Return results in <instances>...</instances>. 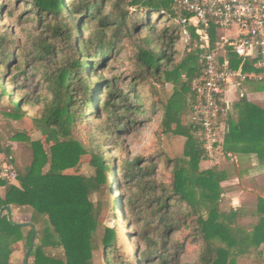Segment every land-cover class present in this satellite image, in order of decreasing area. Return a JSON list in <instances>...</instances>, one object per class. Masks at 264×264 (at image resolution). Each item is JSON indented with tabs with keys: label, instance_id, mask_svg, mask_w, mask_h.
I'll list each match as a JSON object with an SVG mask.
<instances>
[{
	"label": "trees",
	"instance_id": "obj_1",
	"mask_svg": "<svg viewBox=\"0 0 264 264\" xmlns=\"http://www.w3.org/2000/svg\"><path fill=\"white\" fill-rule=\"evenodd\" d=\"M2 1L0 14L11 15L13 9L7 12ZM67 1L66 13L64 0L18 1L31 6L30 22H38L42 27L41 31L34 29L40 32L29 40V46L17 49L18 57L13 53L17 47L10 45L8 34L0 32V101L10 100L12 94L19 91V79L26 69L35 65L45 71L46 90L33 104L28 96L22 95L14 103L13 112L6 115L16 121L23 120L25 107L41 106L38 116L31 121V130L39 132L41 139L29 141L27 132L23 131L8 141H29L32 158L28 166L20 165L10 145L2 147L0 143V153L17 178V185L0 179V188H4V195H0V213L6 206L28 208L29 223L35 231L34 245L27 255L32 229L9 221L4 211L0 219V264H16L11 263L10 258L17 244L22 245L27 257L33 258V264H92L94 253L101 249L104 264H135L122 250L115 229L106 228L102 237L98 235L99 219L106 203L93 202L91 196L102 195L108 186L107 174L114 172L113 164L104 156L108 150L106 145L119 148L121 138L141 124L136 117L145 112L141 105L132 103L130 90L125 92L121 86L128 84L130 89L136 90L150 80L172 86V93L165 102L156 100L152 105L162 110L161 133L185 141L180 157L171 159L161 153L118 166L121 174L114 186L125 189L121 195L124 207L140 226V242L148 249L138 256V262L177 263L179 250L184 246L172 238L190 231L185 238L191 236V242L201 247L195 264H238L241 260L264 264V199L257 198L251 214L241 207L222 210L225 190L221 182L227 178L228 171L218 166L200 169L205 154L199 130L183 122L192 106L191 82L200 75L202 59L216 48L221 33L209 26L206 45L198 28L191 27L187 51L176 61L169 49L182 34L177 24L181 14L174 9L173 0ZM109 3L112 9L105 14L102 9ZM153 15L157 16L156 21L168 20V26L159 35L168 41L167 50L156 53L149 47L140 48L136 55L137 66L132 72L104 79L102 72L123 40L131 39L143 28L153 31L155 23L150 21ZM90 23L93 29H87ZM86 30L90 34L83 38ZM107 33L110 38L120 40L107 43ZM151 42L149 37L143 41L148 46ZM230 56L231 68L237 70L241 59ZM250 68L245 63L242 72H250ZM91 76L95 78L93 82L88 79ZM100 96L103 101L99 106ZM134 99L137 101L138 96ZM241 102L247 111L261 116L248 124L229 123L223 136L224 151H228L229 143L241 137L247 128L253 129L248 141L264 143V113L245 100ZM103 116L106 127H101L105 133L97 127L99 136L84 143L78 135L80 126L90 127V118L100 120ZM110 122L114 126L113 136L107 131ZM256 154L264 158V147ZM83 157L89 158L91 176L76 173ZM159 163L170 172L168 181L154 179ZM109 204L108 198L106 205ZM242 217H251L253 221L241 226ZM37 227L41 229L39 237ZM51 249L62 250L63 258L47 256L45 251Z\"/></svg>",
	"mask_w": 264,
	"mask_h": 264
},
{
	"label": "rangeland",
	"instance_id": "obj_2",
	"mask_svg": "<svg viewBox=\"0 0 264 264\" xmlns=\"http://www.w3.org/2000/svg\"><path fill=\"white\" fill-rule=\"evenodd\" d=\"M19 0H3L1 4L6 5L7 12L9 10L13 11L10 14H5L4 12L0 14V32L5 31L9 38L11 39V44L15 48L13 53L18 57L16 53L18 48H23V46H29V40L37 35V32H40L42 27L39 26V23H32L31 21V6L29 4H24L18 2ZM65 3V12L68 9V1L64 0ZM112 9L111 3L104 6L103 13H108ZM157 16L153 15L150 18L151 22H154L153 31L148 32L146 28H143L139 34L132 36L131 39L123 40L122 43L118 45L119 51H115L111 60L107 62V67L102 72L104 79H109L112 75L126 76L133 69L136 68V55L140 48L149 47L153 49L156 53L164 52L167 50L168 41L164 38H160L159 35L164 32V28L168 26V20L166 18L159 19ZM93 23L88 24L87 29H93ZM40 29V31H35L34 29ZM89 31L86 30L83 34V38L89 36ZM222 34H225L222 32ZM167 36L169 34H166ZM228 36H232L227 33ZM110 33H107V43L118 42L119 38H110ZM151 39V44L148 46L146 43H143L146 38ZM188 41L185 42L184 39L180 38L179 41H174V44L169 49V53L172 54L176 61L181 60L185 52L187 51ZM45 71L42 66L35 65L33 68L26 69L23 78L19 79V91L12 94L10 100L3 98L0 101V143L2 145L7 144L9 139L16 133L26 131L27 138L30 141H36L41 139L39 132L31 130V121L38 116V113L41 109V106H31L25 107L24 111L26 117L23 120H14L6 116L8 113L13 112L14 103L22 95L28 96L30 103H34L38 95L44 94L45 83L43 79ZM90 81H94V77L88 78ZM121 88L126 92L127 89L130 90L129 94H133L135 97L138 96V100L135 101L134 97L130 95L132 103L142 106V109L145 111L142 115L136 117V119L141 121V124L130 132L129 135L122 137L119 142L120 147L116 148L106 145V152L104 156L106 159L111 161L113 164L114 172L112 175L107 174L108 186L105 187L102 191V195L95 194L91 196L93 202L102 200L103 203L107 204V199L109 198L110 204L104 205L103 214L100 216V225L98 235L102 237L104 234V229L113 228L116 231L118 237V243L122 245V250L126 252L128 258L131 262L135 264H142L138 259L142 253H145L147 249L146 245L141 238V228L139 225L135 224V219L128 215V211L124 207V200L121 199V195H124V190H119L115 188L114 183L117 178L120 176V168L118 166L124 164L125 162H131L136 158H143L145 160L150 157H156L157 155L163 153L164 156L174 159L180 157L182 154L183 144L185 139L180 137H174L172 135H163L160 130V121L162 118V110L160 108H153L152 105H155V101L159 100L165 102L172 93V86L169 84H161L156 81H149L148 84H144L136 88H131L128 84L121 86ZM103 101L102 96L99 97L98 105L100 106ZM152 106V108H151ZM155 109V110H154ZM154 110V113L152 111ZM189 116V115H188ZM184 118V123H189V117ZM90 127L80 126V133L78 134L80 139L84 143H88L89 140L93 137H98L99 134L96 133L97 127L105 125V116L100 120L89 119ZM103 126V128H105ZM83 128H86L83 131ZM101 127V131L104 132V129ZM107 131L112 135L114 129L113 124L110 122L107 124ZM105 133V132H104ZM103 138V137H102ZM113 137H109L111 139ZM29 141H24L20 143H15L13 148L18 154V160H20V165L28 166L31 162L32 154ZM5 147V146H2ZM223 149V145H222ZM89 158L83 157L76 173L91 176L93 175V169L88 165ZM204 160L200 163V169H208V165ZM209 163V162H208ZM219 163V162H218ZM217 163V164H218ZM11 165L7 164L3 156H0V165ZM211 164V163H210ZM155 170L157 171L156 177L154 179H160L164 181L169 180V171L165 169L163 163L157 164ZM215 166L216 164H212ZM211 166V167H213ZM12 168V167H11ZM210 168V167H209ZM13 169V168H12ZM264 186V179L261 182ZM17 185V183H14ZM260 188L259 195H242L240 201L238 202L239 207L243 208L246 213L251 214L255 211L257 198L264 199V188ZM3 195V194H2ZM106 201V202H105ZM231 199L229 196L224 198V202L221 205L222 210H229L231 208ZM25 215V214H24ZM14 218V215H12ZM251 217L241 218L239 224L241 226H248L252 223ZM37 237L41 234V229L36 228ZM190 231H183L182 234L176 235L172 238L173 241H179L184 246L183 250H179L178 262H172L171 264H195L198 255L201 251L200 244L196 242H191V236L185 238L186 235H189ZM20 250L18 252L14 251L11 256V262L13 263H23L27 261V264H33V258L27 257L25 255V250L22 245L19 246ZM103 250L95 252L93 255L92 264H104L103 261ZM45 254L53 258H63L62 250H46ZM238 264H252L250 260H241Z\"/></svg>",
	"mask_w": 264,
	"mask_h": 264
},
{
	"label": "built area",
	"instance_id": "obj_3",
	"mask_svg": "<svg viewBox=\"0 0 264 264\" xmlns=\"http://www.w3.org/2000/svg\"><path fill=\"white\" fill-rule=\"evenodd\" d=\"M173 6L181 14L177 24L185 42L191 27L198 28L206 45L211 25L220 33L233 32V36H221L216 48L203 57L202 71L190 85L193 101L189 124L199 130L205 160L217 164L230 157L222 149L223 95L228 79L236 76L264 83V0H173ZM230 55L241 59L237 70L231 68ZM245 63L250 65V72H242ZM0 179L17 183L14 170L5 164L0 165Z\"/></svg>",
	"mask_w": 264,
	"mask_h": 264
},
{
	"label": "crops",
	"instance_id": "obj_4",
	"mask_svg": "<svg viewBox=\"0 0 264 264\" xmlns=\"http://www.w3.org/2000/svg\"><path fill=\"white\" fill-rule=\"evenodd\" d=\"M227 33L233 36V32H226L225 34L221 32V36L230 37ZM243 100L246 103L256 106L264 113V83L253 80H242L236 76H231L228 79L223 95L225 116L222 118V122L225 126V132H227L229 123L242 121L248 124L249 121L261 116L260 113H256L255 111H247L246 106L241 102ZM251 132H253V129L247 128L241 137L236 138L233 143L230 142L228 151H224L230 157H226L215 165L225 168L228 171V176L221 182V186L225 190V198L227 196L230 197L232 201L231 207L234 208H239L238 202L242 198V195L256 197L260 193L258 191L263 186L261 182L264 179V158H260L256 154V151L263 148L264 143L255 140L252 142L248 141ZM14 144L15 142H8L5 145L1 143L2 146L10 145L15 151L13 148ZM0 156H3L2 153H0ZM18 162L21 163L20 160ZM204 163L209 167L213 166L208 162ZM2 194L4 195V188H0V195L3 196ZM8 207L13 222L17 224L29 223L30 210L28 208L17 206ZM12 215H14V218ZM20 245L17 244L15 246L16 252L20 250Z\"/></svg>",
	"mask_w": 264,
	"mask_h": 264
},
{
	"label": "water",
	"instance_id": "obj_5",
	"mask_svg": "<svg viewBox=\"0 0 264 264\" xmlns=\"http://www.w3.org/2000/svg\"><path fill=\"white\" fill-rule=\"evenodd\" d=\"M4 211H5L6 214H7L8 220L11 221V222H13L12 219H11L10 209H9L8 206H6V207H4V208L2 209V211H1V213H0V219H1V217H2V213H3ZM18 225H20V226H29V227L32 229L31 243H30V247H29V249H28V251H27V255H28L29 252H30V250L32 249V247H33V245H34V232H35V231H34V227H33V225L30 224V223H27V224H18ZM25 264H27V261H26V260H25Z\"/></svg>",
	"mask_w": 264,
	"mask_h": 264
}]
</instances>
